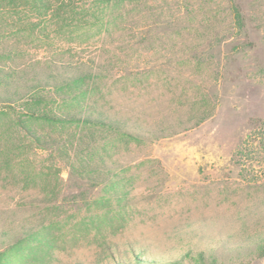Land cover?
Returning <instances> with one entry per match:
<instances>
[{
    "label": "rangeland",
    "instance_id": "obj_1",
    "mask_svg": "<svg viewBox=\"0 0 264 264\" xmlns=\"http://www.w3.org/2000/svg\"><path fill=\"white\" fill-rule=\"evenodd\" d=\"M127 9L131 27L97 33L0 0L15 63H94L98 110L145 128L128 139L0 109V231L49 238L46 264H264V0ZM177 117L186 131H151Z\"/></svg>",
    "mask_w": 264,
    "mask_h": 264
},
{
    "label": "trees",
    "instance_id": "obj_2",
    "mask_svg": "<svg viewBox=\"0 0 264 264\" xmlns=\"http://www.w3.org/2000/svg\"><path fill=\"white\" fill-rule=\"evenodd\" d=\"M130 4L131 0H23V7L41 19L54 18L57 26L67 28H95L97 33L109 28L124 30L131 27L127 9ZM236 20L240 21V17L237 16ZM64 52L60 50L50 54L47 50L43 60L29 59L28 64L25 61L14 62L15 55L23 57L21 51L0 48L1 111L12 113L17 124L24 117L88 129L104 128L128 139L140 138L141 131L145 129L140 125L144 122H131L128 117L109 118L95 106L92 100L95 95L92 94L97 93L98 74L94 69L99 67L94 63L74 62L70 56H64ZM204 118L202 116L199 122ZM179 119H161L154 122L151 131L159 129L157 137H165V132L175 135L186 131L188 128ZM33 137L38 141L34 134ZM1 229L0 264H46L47 256H41V253L47 255L54 247L49 238L24 226L14 232L6 231L4 225ZM131 252L133 250L130 249Z\"/></svg>",
    "mask_w": 264,
    "mask_h": 264
}]
</instances>
